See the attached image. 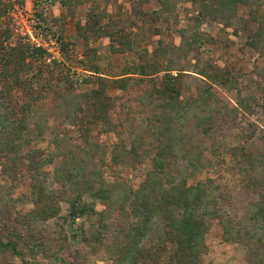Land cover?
I'll return each instance as SVG.
<instances>
[{"label":"trees","instance_id":"16d2710c","mask_svg":"<svg viewBox=\"0 0 264 264\" xmlns=\"http://www.w3.org/2000/svg\"><path fill=\"white\" fill-rule=\"evenodd\" d=\"M180 1L199 3L134 0L138 15L146 4L157 3L154 22L169 25L180 24ZM258 3L259 0H218L217 7L200 3L195 23L178 30V46L168 43L159 47L153 63L125 69L117 79L99 76L98 88L90 92H81L70 75L65 77L67 90L57 98L59 114L77 128L80 142L68 135L67 126H52L48 116L40 117L35 112L36 97L31 88L28 92L34 96L30 95V101L19 111L8 108L6 87L14 88L20 76L31 71L32 64L26 60H42L45 53L31 50L28 45H0V75L6 72L10 81L2 84L4 89L0 90V169L11 182L0 185V254L23 262L41 257L56 258L53 264H80L89 253L102 251L113 264H156L163 257H167V264H200L208 251L206 237L211 224L217 221L224 243L243 249L247 264H264V128L244 118L252 115L256 106L264 110V69H255L263 83L258 94L243 95L241 75L203 71L196 73L202 80L195 86V95L186 99L179 88L186 70L176 59L177 56L182 60L198 41L202 44L197 35L202 23L231 26L240 7L253 9V19L246 27L252 39L249 46L264 58V18L257 17ZM89 17L90 30L99 36L104 30L103 35L107 34L111 42H119V52L132 51L133 44L127 40L121 19L111 18L112 24L100 25V18L95 19L97 16L92 13ZM15 63L20 70L8 73L6 69ZM65 65L54 64L51 68L64 71ZM161 73L165 74L160 87L137 97L135 103L147 110L138 111L146 117V123L130 124L128 145L121 141L107 147L93 142L92 133L99 126H104L107 134L122 133L112 122L116 102L107 91L112 88L125 94L131 86L145 82L133 80L132 75L146 79ZM216 86L228 93L236 92L235 104L223 100ZM27 128H32L29 133ZM48 137L54 146L52 152L38 147ZM225 137H236L240 142L226 147ZM57 161L60 165L50 180L48 171ZM147 164L150 167L137 186L114 172L115 167L147 168ZM105 167L116 179L109 178ZM211 168L214 177L202 180L200 177ZM225 175L238 177L239 182L228 181ZM26 185L33 208L24 213L26 201L8 196ZM239 193L247 195L245 203L238 202ZM85 196L104 209L97 212V204L84 201ZM65 200L69 202V220L76 221L89 212L103 222L93 237L82 232L86 254L80 250L69 254L64 231V240L57 238L53 242L48 235L45 225L58 217L60 202ZM149 240L155 242L153 247L141 246Z\"/></svg>","mask_w":264,"mask_h":264},{"label":"rangeland","instance_id":"374dc122","mask_svg":"<svg viewBox=\"0 0 264 264\" xmlns=\"http://www.w3.org/2000/svg\"><path fill=\"white\" fill-rule=\"evenodd\" d=\"M199 3H184L180 1L178 5L179 25H169L163 22L156 24L154 22V12L159 9L157 3L146 4L142 9V14L137 13L134 0H0V45L3 48L15 47L17 45L27 46L19 41L16 30V20H21V14H32L39 18L44 26L52 31L59 39L61 50L63 54L64 71L58 68H51L46 65L45 61L39 59L33 61L28 59L26 62L32 64L30 72L20 76L18 84L14 88L6 87V96L8 108H15L19 111L27 102L30 101L28 92L31 88L35 91V112L38 111L40 117L48 116V121L52 126H67L68 135L80 142L79 132L77 128L72 127L71 121L59 114L58 96L62 91L67 90L66 80L70 75L74 86L81 92H90L98 88L96 80L99 76L108 79H117L119 75L132 66L140 67L146 66L147 62H154L155 51L159 47L168 43L179 45L181 38L178 30L186 29L189 25L194 24L195 17L200 10V3H207L210 7H217L218 0H198ZM256 8L257 17L264 18V0H259ZM89 13L97 16L95 19L100 20V25L106 23L112 24L111 18H119L124 27V33L127 34V40L133 44L131 52L121 53L119 42H111L107 34L98 35L96 31L90 30ZM14 16V17H13ZM253 9L247 7H240L238 9L237 17L233 20L231 26H226L218 22H205L199 29L198 37L202 40V44L196 43L193 50L190 51L182 60L178 62L184 65V75L179 83V88L182 91V96L188 98L195 95V86L202 80L196 73L208 72L210 74L220 73L226 74L231 72L241 75V84L244 87V96L258 94L259 87L263 84L255 73V69H264V58H260L254 49L249 46L251 33L246 30L248 22L253 19ZM91 22L95 23L94 20ZM64 52H63V49ZM1 50V49H0ZM33 50V49H31ZM180 65V66H181ZM182 65V66H183ZM96 69V70H95ZM1 70V67H0ZM8 73L17 72L18 67L16 63L13 67H9ZM75 70V72H73ZM61 71V72H60ZM98 74H97V73ZM138 73V72H137ZM6 72L0 75V90L4 89L2 84L8 85L9 79L5 76ZM74 74V75H73ZM161 73L157 76L142 79L141 75H132L133 80H144L140 86H131L127 93H123L118 89L110 88L107 91L109 96L113 97L116 105L111 113L113 124H116L122 130L120 136L105 133L104 126L96 127L92 133V141L97 144H102L107 147H114L115 144L124 141L129 143V127L133 123L136 126L145 124L144 115L138 111H146V108L140 104L135 103L140 94L149 92L154 87H160L163 83V76ZM177 75V72L173 73ZM132 80V82H134ZM208 82V81H207ZM17 83V82H16ZM219 96L226 102L235 104L236 92L228 93L221 88H215ZM34 96V95H32ZM138 102V101H137ZM6 111V110H5ZM3 112V111H1ZM32 114V113H31ZM146 118V117H145ZM248 122L257 124L260 129L264 128V110L260 106H256L252 115H244ZM48 123L47 120H43ZM29 129V130H28ZM27 128L26 132L29 133ZM51 129L49 130V134ZM38 134V131H37ZM259 134L261 132L259 131ZM51 137V136H49ZM49 137L38 144V147L52 152L54 146L48 140ZM48 140V141H47ZM224 145L231 147L237 145L240 140L236 137H225ZM60 165V161L51 167L48 171L52 175L55 167ZM137 167L135 169H123L115 167L114 172L120 178L128 181L133 186L140 183L142 175L149 169ZM109 178L116 179L111 169L105 167ZM114 168V167H110ZM227 173V171H226ZM214 177V169H208L204 173L202 180L208 177ZM228 181L239 182L238 177L232 175H225ZM51 182V181H50ZM48 182V184H51ZM236 183V184H237ZM10 185L11 182L3 177L0 169V185ZM29 187L26 185L12 192V196L8 198L17 199L22 198L26 201L25 207L22 211L27 213L32 210V205L29 203ZM238 202L245 203L248 199L247 195L243 193L238 194ZM28 201V202H27ZM84 201L95 202L97 205V212L103 210V205L97 201L85 196ZM241 207V206H240ZM21 209V207H19ZM69 202L66 200L60 202V213L57 218L50 221L45 226H48L50 238L55 242L57 238L64 240L61 236L66 233V242L69 244V254L76 251H81L86 254L87 248L82 240V232L86 236L93 237L94 234L100 230L99 216H93L89 213L76 221L69 220ZM116 214V213H115ZM117 214L113 217L116 218ZM108 222V219L106 223ZM101 223H103L101 221ZM103 225V224H102ZM154 241H144L141 246L146 245L147 249L153 247ZM207 254L202 257L200 264H247L246 253L237 245L224 243L222 240V228L217 221H213L210 227L209 234L206 237ZM107 254V253H106ZM73 260V257L70 260ZM167 257H163L160 262L156 264H167ZM53 264V260H47L39 257V259L28 261H21L14 256L0 254V264ZM80 264H113L108 259V254L100 251L97 254L89 253L84 257Z\"/></svg>","mask_w":264,"mask_h":264},{"label":"built area","instance_id":"2783aa9c","mask_svg":"<svg viewBox=\"0 0 264 264\" xmlns=\"http://www.w3.org/2000/svg\"><path fill=\"white\" fill-rule=\"evenodd\" d=\"M20 16L21 20L19 21L14 18V22L17 24L16 33L20 42L30 46L33 50L44 51L43 60L46 65L53 66L57 64L64 66L65 63L58 37L44 26L42 21L35 15H24L22 13Z\"/></svg>","mask_w":264,"mask_h":264}]
</instances>
